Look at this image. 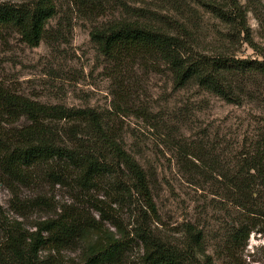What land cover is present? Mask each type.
Listing matches in <instances>:
<instances>
[{
	"label": "rangeland",
	"instance_id": "1",
	"mask_svg": "<svg viewBox=\"0 0 264 264\" xmlns=\"http://www.w3.org/2000/svg\"><path fill=\"white\" fill-rule=\"evenodd\" d=\"M54 1L56 12L37 46H28L12 28L0 32V84L43 104L94 109L144 170L156 214L138 192L119 199L107 187L85 197L70 186L34 181L13 187L0 181V206L8 219L33 230L36 220L73 206L100 221L95 203L108 216L100 223L103 228L119 237L121 230L129 243L124 264H142L144 244L135 235L140 227L180 246L188 224L202 234V247L213 264H264L261 218L251 220L253 229L245 242L230 247L225 243L244 213L222 176L238 169L240 153L264 130V103L247 96L239 104L228 102L193 81L177 87L164 64L134 61L118 81L114 64L90 37L94 26L107 22L144 14L149 23L163 24L167 15L185 19L201 52L228 49L238 57L260 58L264 0H238L255 49L242 34L232 41L228 25L199 3L223 0H96L102 6L94 14L80 10L75 0ZM36 198L47 206L34 207ZM55 257L58 264H82L79 251Z\"/></svg>",
	"mask_w": 264,
	"mask_h": 264
},
{
	"label": "trees",
	"instance_id": "2",
	"mask_svg": "<svg viewBox=\"0 0 264 264\" xmlns=\"http://www.w3.org/2000/svg\"><path fill=\"white\" fill-rule=\"evenodd\" d=\"M74 2L87 14L102 6L96 0ZM199 3L228 25L232 41L242 34L255 49L238 0ZM55 12L54 0L0 2V32L12 28L28 46L35 47ZM144 16L107 22L90 31L98 51L114 64L118 81L134 61L164 64L177 87L193 81L228 102L239 104L247 96L264 103V52L254 59L227 53L228 49L201 52L185 19L164 15L163 24H153ZM120 94L123 96L122 89ZM120 140L116 130L92 108L43 104L0 84V181L7 186H27L34 181L59 184L85 197L110 187L119 199L138 192L155 215L144 170ZM222 176L233 191L232 201L244 213L226 234L225 243L230 247L247 240L253 229L251 220L261 218L264 223V130L240 153L238 169ZM38 199L32 200L34 207L47 206ZM92 206L100 221L69 206L36 220L33 230L8 219L0 206V264H58L55 254L66 250L79 251L82 264H124L129 251L125 235L118 230L119 237L103 228L100 223L108 216L99 205ZM142 227L135 231L144 244L142 264H213L202 247V234L192 225L185 226L187 236L180 246L152 236Z\"/></svg>",
	"mask_w": 264,
	"mask_h": 264
}]
</instances>
